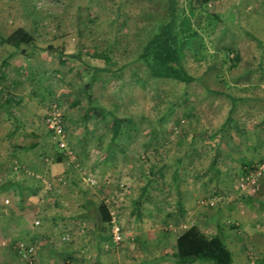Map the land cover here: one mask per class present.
<instances>
[{"label":"rangeland","instance_id":"374dc122","mask_svg":"<svg viewBox=\"0 0 264 264\" xmlns=\"http://www.w3.org/2000/svg\"><path fill=\"white\" fill-rule=\"evenodd\" d=\"M178 2L197 30L183 57L197 79H148L143 87L146 68L137 55L167 0H0V24L24 27L39 47L16 50L0 41L7 75L0 81V264H65L61 255L71 244L74 264H176L162 256L176 249L181 233L195 225L211 238L218 224L234 264H264V182L247 193L242 171L264 160V0ZM49 45L81 51L82 59L60 64ZM91 48L108 50L116 62L93 80L95 104L131 120L114 141L102 114L86 116L85 86L94 67L106 66L88 55ZM9 94L23 102L7 110ZM227 94L241 99L233 103ZM72 99L81 104L72 107ZM52 104L65 122V148L46 123ZM202 133L218 139L216 165L212 140ZM84 199L110 206L124 230L121 243L110 225L90 232L95 211L71 222L55 216L79 210ZM26 232L45 235L43 261ZM19 242L35 253L25 257Z\"/></svg>","mask_w":264,"mask_h":264},{"label":"trees","instance_id":"16d2710c","mask_svg":"<svg viewBox=\"0 0 264 264\" xmlns=\"http://www.w3.org/2000/svg\"><path fill=\"white\" fill-rule=\"evenodd\" d=\"M178 1L179 0H167L165 16L158 21L155 28L151 30L137 55L136 61L146 68L145 75L147 78L143 77L138 80L139 84L143 87L146 85V81L148 82V79L152 84L159 79H174L184 83H190L197 79L187 70L183 63L184 51L190 46L191 38L197 35V30L193 26L190 16L186 14L185 10L179 7ZM214 16L218 19L217 15ZM0 41L13 46L16 50H20L22 45L30 46L32 49L39 48L35 44L33 34L24 27H7L0 24ZM47 49L59 53V62L63 65L66 64L70 58L82 59L81 51L71 53L62 45H49ZM22 52L25 53V50L22 49ZM87 52L89 56L103 58L106 66L94 67L93 79L85 86L87 100L89 102L86 116H92L95 113L102 114L106 120H108V130L111 131V140L114 141L121 134L123 125L128 122L130 123L131 120L112 113L107 114L103 108L99 109L94 102L91 89L96 75L104 71L110 72V66L116 62L112 60L108 50L99 52L96 48H91L88 49ZM12 56L13 54L11 53L4 57L1 62L2 66H9V60ZM234 59L235 61H239L240 55L237 54ZM6 80V72L0 70V81L6 82ZM227 95L233 103L239 100L238 97L230 94ZM22 102V97L14 98V96L9 94L2 105L9 110V106L12 103L20 105ZM71 104L72 107H76L81 104V101L72 99ZM202 136L206 140L209 138L212 140V164L216 165L219 158L218 139L215 135L207 137L206 133H202ZM35 146V144H31L20 146L19 148L29 150ZM57 160L63 161V155L60 154ZM255 166L256 164L253 163H244L242 171L245 174L248 169L254 168ZM151 173L152 175H160L161 171L153 169ZM149 184L150 180H148L147 184L142 188L141 196L146 194ZM252 189L253 186L251 184H246L245 192L249 193ZM135 205H139V200L135 201ZM88 209H90V206H88ZM90 218L93 219L97 228H101L102 231H107L106 225L111 224L113 212L106 202H101L96 206L94 216ZM176 243V249L171 253L164 254L162 256L163 258L176 264H195L197 262L201 264H234L233 252L226 243V234L223 224L217 225V232L211 238L205 236L197 226L193 225L177 237Z\"/></svg>","mask_w":264,"mask_h":264},{"label":"built area","instance_id":"2783aa9c","mask_svg":"<svg viewBox=\"0 0 264 264\" xmlns=\"http://www.w3.org/2000/svg\"><path fill=\"white\" fill-rule=\"evenodd\" d=\"M46 123L50 131L55 134L59 140V146L65 148L66 129L63 116L57 105L52 104L46 117ZM68 151V149H67ZM66 153H71L68 151ZM244 182L251 184L254 187L259 186L264 182V160L259 164H256L254 168H250L244 174ZM40 221L36 220L35 224H39ZM110 234L115 243H121L124 240V230L117 217L113 214L112 222L110 224ZM69 235L63 237V239H69ZM18 250L23 253L25 257H29L35 253V246L27 244L25 242H19Z\"/></svg>","mask_w":264,"mask_h":264},{"label":"crops","instance_id":"0c3cea01","mask_svg":"<svg viewBox=\"0 0 264 264\" xmlns=\"http://www.w3.org/2000/svg\"><path fill=\"white\" fill-rule=\"evenodd\" d=\"M239 99H241V98H239ZM243 99V98H242ZM248 163H253L252 161L251 162H248ZM254 164V163H253ZM70 182H73V180L72 181H70ZM56 184V183H55ZM58 185V184H57ZM59 185H61V184H59ZM54 190H57L56 189V187H55V189ZM56 192V191H55ZM70 195V194H69ZM67 196V197H70V196ZM73 196H76V195H73ZM80 208H79V210H74V208H73V210L75 211H73L72 210V212L71 213H69V214H67V213H58L57 211L55 212L56 214H55V216L57 215H59L60 216V219H63V218H69L70 219V221H69V219H67V221L68 222H71L72 220H74V218L75 217H77V216H83V217H86V218H88L89 219V214L90 213H92L93 211H95V209H96V206H97V204H94L93 202H91L90 200L87 202V200L86 199H84V201H82V202H80ZM88 206H90V209H88ZM74 222V221H73ZM89 225H90V232H92V233H96V234H100V233H103V232H105V231H102L101 230V228H97L96 226H95V224H94V221H93V219H91L90 218V221H89ZM78 224H76L75 225V223L73 224V225H71V231L74 233V234H78V229L80 228V226L78 225ZM88 225V224H87ZM107 226V231H108V224L106 225ZM59 229V230H58ZM58 229L55 231V234H56V232H59L60 233V226L58 227ZM81 229V228H80ZM68 230V229H67ZM69 231V230H68ZM20 232L23 234V232H25V230H23V229H21L20 230ZM43 233V232H42ZM61 233H64L63 232V229L61 230ZM66 233H68V232H66ZM66 233H64V234H66ZM50 232L48 233V237H50ZM63 234V235H64ZM24 235H25V233H24ZM26 235L27 236H29L28 238L30 239V241H33V242H37L38 244H40V247H38L37 248V256H36V259H38L37 261L38 262H41V261H43V254H45V252H46V249L47 248H49V247H44L42 244H44L45 243V235H42V234H30L29 232H26ZM53 235H54V232H53ZM63 235L61 236V238H63ZM74 238H75V236H74ZM99 238H102V237H99ZM58 238L57 237H55L54 238V240H57ZM42 246V247H41ZM66 249V248H65ZM75 252H76V248H73V246H72V244L70 245V246H68V250H66L65 252H63L62 253V257H63V259H65V261H64V263L65 264H74V263H72L73 262V260L71 259L72 257H75L74 255H75ZM47 253V252H46ZM74 254V255H73Z\"/></svg>","mask_w":264,"mask_h":264}]
</instances>
